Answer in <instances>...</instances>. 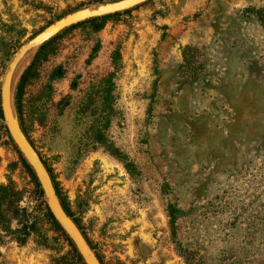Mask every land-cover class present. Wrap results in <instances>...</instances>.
<instances>
[{"label": "rangeland", "instance_id": "obj_1", "mask_svg": "<svg viewBox=\"0 0 264 264\" xmlns=\"http://www.w3.org/2000/svg\"><path fill=\"white\" fill-rule=\"evenodd\" d=\"M111 1L0 0V91L33 34ZM36 52L15 113L28 70L21 118L101 264H264V0H153ZM0 116V185L32 211ZM4 212L0 264H69L44 212L23 245Z\"/></svg>", "mask_w": 264, "mask_h": 264}, {"label": "trees", "instance_id": "obj_2", "mask_svg": "<svg viewBox=\"0 0 264 264\" xmlns=\"http://www.w3.org/2000/svg\"><path fill=\"white\" fill-rule=\"evenodd\" d=\"M151 1H153V0H148L147 2H144L142 4H139L137 6H134L133 8H130V9L122 11V12H116V13L101 16V17L90 18L88 20H85V21L79 22L77 24H73L71 26H68V27L64 28L62 31H60L59 33H57L55 36L50 38L48 41L44 42L38 48L34 57H36L39 54V52H41L43 49H45L49 44L55 42L56 40L61 39L66 34L70 33L71 31H73L74 29H76L78 27H81V26L86 25V24H96V23L103 22V21H106L109 19H113L116 17L123 16V15H128L132 11L137 10L141 6L147 4ZM60 17H62V16H60ZM60 17L56 18L55 20L59 19ZM53 21L54 20L47 23L43 28H41V30H43L46 26L51 24ZM41 30H39L38 32H40ZM37 33L33 34V36H35ZM28 72H29L28 70H25L19 79V82H18L16 90H15V102H16V110H17V113L19 116L20 128H21L23 134L25 135V137L27 138V140L29 141V143L31 144V146L33 147V149L36 151L35 146L33 145L32 140L29 138V134H28V132L25 128V125L23 123V120L21 118L22 110H21L20 101H21V98H22L23 93H24V87H25V83L27 81ZM0 117L2 118V116H0ZM2 133L4 134L5 137H7L9 139V141L12 145L13 151L15 152V154L18 158L19 164L22 167L23 172L28 177H30L33 181L36 182L35 188L32 191V194H33L34 200L36 202H38V204L34 208V210L29 211L27 207H23L20 204L24 199V195H25L24 189L23 190L18 189L16 187V184H14L13 182H8L7 185H0V231H7L9 229L8 223H6L7 219H6V215L4 212V211H6V212L8 211L11 213V215L14 218L18 219V223L21 225V227L18 230H14V233H18V237H15L14 239H16L15 241L18 242L20 245H23L26 242V240L29 238V236H31V233L36 232L37 221L34 217V214H36L37 212H39L41 210L42 212H44L43 217L47 220L50 227L57 234L58 238L68 248L67 252L65 253V256H63V259H65V262H69V264H85L83 259L80 256V254L76 250L74 244L70 240V238L61 229V227L57 224V222L54 220V218L50 214L45 202H43L42 199H44V195H43V192L41 190L39 183L36 180V177H35V174H34L32 168L29 166V164L24 159L22 154L19 152L17 147L14 145L8 131L6 130V128H3ZM40 159H41V157H40ZM41 161H42L47 173L50 176V179H51V182L53 184L55 193L57 195V198H58L64 212L67 214V216L73 221V223L80 230L82 236L86 240V242L89 245V247L91 248V250H95V247H93L91 245V243L88 241L87 237L85 236L82 227H80L79 220L75 216V213L71 210L66 199L63 197V195L61 194V192L57 188V185L54 181V177L51 175L50 168L47 167V165L45 164V161H43L42 159H41ZM2 239L3 238L1 237L0 242L2 241ZM95 254H96V257L98 258V260L101 264V261L97 255V253H95Z\"/></svg>", "mask_w": 264, "mask_h": 264}, {"label": "water", "instance_id": "obj_3", "mask_svg": "<svg viewBox=\"0 0 264 264\" xmlns=\"http://www.w3.org/2000/svg\"><path fill=\"white\" fill-rule=\"evenodd\" d=\"M148 0H115L111 2H105L101 4H95L88 7H84L81 9H78L76 11H73L71 13H68L62 17H60L57 20H54L51 24L46 26L43 30L38 32L35 36H32L30 39L26 40L23 44L19 46L16 53L12 57L11 61L9 62L6 76L9 73V70L11 66L17 61L20 60L23 56H25L29 51L36 48V50L46 41H48L50 38L55 36L57 33H59L64 28L71 26L73 24H77L79 22L88 20L90 18L95 17H101L113 13H105L102 15H92L88 16V14H91L92 11L100 12L102 10H105V8H122L123 6L130 5L133 8L134 6H137L139 4H142L144 2H147ZM94 9V10H93ZM128 9V8H127ZM127 9H118L120 12ZM86 16V17H85ZM83 18V19H81ZM76 20V21H74ZM71 22V23H70ZM73 22V23H72ZM34 51V53L36 52ZM5 77V76H4ZM0 101H1V110L4 118V123L6 126V129L14 143V145L17 147L19 152L22 154L24 159L27 161L29 166L32 168L39 185L41 187V190L43 192L46 206L54 218V220L57 222V224L61 227V229L67 234V236L70 238L72 243L74 244L76 250L80 254L81 258L83 259L85 264H100L97 260L94 252L91 250L89 245L87 244L86 240L82 236L80 230L77 228V226L73 223V221L67 216V214L64 212L63 208L61 207V204L57 198V195L55 193L53 184L51 182L50 176L47 173L40 157L36 153V151L33 149L25 135L23 134L16 113L12 102V111H13V120L15 124V130H12L9 124L8 116L5 112V103L6 98L4 96L3 91V83L1 86L0 91ZM31 156V158H30ZM36 166H39V168L42 170L43 174L45 175L49 192L46 191V189L43 186V183L41 179L39 178V175L37 173ZM80 245L84 248H81Z\"/></svg>", "mask_w": 264, "mask_h": 264}, {"label": "bare ground", "instance_id": "obj_4", "mask_svg": "<svg viewBox=\"0 0 264 264\" xmlns=\"http://www.w3.org/2000/svg\"><path fill=\"white\" fill-rule=\"evenodd\" d=\"M129 7H131V6L130 5L123 6L122 8H107V9L105 8V10H102L100 12L92 11L91 14H88V16H92V15H102V14H105V13H116L115 11H119L118 9H127V8L130 9ZM120 12H122V11H120ZM81 19H83V18H81ZM74 21H76V20H74ZM35 50H36V48L32 49L25 56H23L20 60H17L11 66V68L9 70V73L5 77V81L3 83V91H4V96L6 98V103L4 105L5 106V112H6L7 116H8L9 124H10V127H11L12 130H15V124H14V120H13V111H12V102L13 101H12V96H11V90H12V87H13V82H14V79H15V75L17 73V70H18L19 66L22 64V62L27 57H29L32 53H34ZM30 158H31V156H30ZM36 169H37V173L39 175V178L41 179V181L43 183L44 188L46 189L47 192H49V188H48V184H47L45 175L43 174V172L39 168V166H36ZM80 247L83 248L81 245H80Z\"/></svg>", "mask_w": 264, "mask_h": 264}]
</instances>
